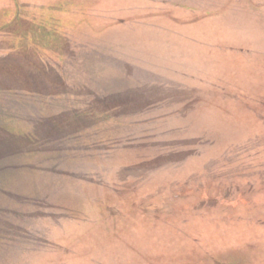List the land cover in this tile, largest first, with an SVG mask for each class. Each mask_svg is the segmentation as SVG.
<instances>
[{
    "label": "rangeland",
    "instance_id": "374dc122",
    "mask_svg": "<svg viewBox=\"0 0 264 264\" xmlns=\"http://www.w3.org/2000/svg\"><path fill=\"white\" fill-rule=\"evenodd\" d=\"M0 264H264V0H0Z\"/></svg>",
    "mask_w": 264,
    "mask_h": 264
}]
</instances>
